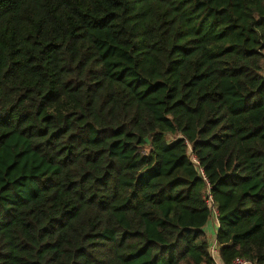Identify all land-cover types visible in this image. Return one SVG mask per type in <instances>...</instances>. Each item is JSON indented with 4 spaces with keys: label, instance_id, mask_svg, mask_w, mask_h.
<instances>
[{
    "label": "trees",
    "instance_id": "1",
    "mask_svg": "<svg viewBox=\"0 0 264 264\" xmlns=\"http://www.w3.org/2000/svg\"><path fill=\"white\" fill-rule=\"evenodd\" d=\"M214 210L264 264V0H0V264H215Z\"/></svg>",
    "mask_w": 264,
    "mask_h": 264
},
{
    "label": "built area",
    "instance_id": "2",
    "mask_svg": "<svg viewBox=\"0 0 264 264\" xmlns=\"http://www.w3.org/2000/svg\"><path fill=\"white\" fill-rule=\"evenodd\" d=\"M211 188H209L210 190ZM209 194H208V197L206 198V202L207 204L212 207V197L210 195V191H208ZM215 217V223H216V229L219 227V221H218V212L216 210H214L213 212V218ZM210 253H211V256L215 262V264H225L223 262H221L219 259H218V253H219V248H218V244H217V241L214 240L212 243H211V246H210ZM231 264H254L252 261H249L245 258H236L233 260V262Z\"/></svg>",
    "mask_w": 264,
    "mask_h": 264
},
{
    "label": "rangeland",
    "instance_id": "3",
    "mask_svg": "<svg viewBox=\"0 0 264 264\" xmlns=\"http://www.w3.org/2000/svg\"><path fill=\"white\" fill-rule=\"evenodd\" d=\"M215 229V230H214ZM206 233V238L208 242L211 244L213 240L216 238V223H215V217H212V220L209 222V224L204 229Z\"/></svg>",
    "mask_w": 264,
    "mask_h": 264
},
{
    "label": "crops",
    "instance_id": "4",
    "mask_svg": "<svg viewBox=\"0 0 264 264\" xmlns=\"http://www.w3.org/2000/svg\"><path fill=\"white\" fill-rule=\"evenodd\" d=\"M214 230H215V229H214ZM216 230H217V229H216ZM215 234H216V232H215ZM214 240H216V238H215ZM214 240H213V241H214Z\"/></svg>",
    "mask_w": 264,
    "mask_h": 264
}]
</instances>
